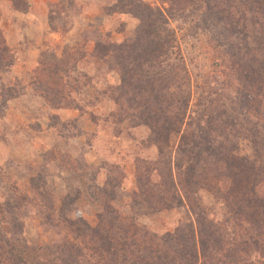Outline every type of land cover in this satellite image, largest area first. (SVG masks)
<instances>
[{
  "label": "rangeland",
  "instance_id": "rangeland-1",
  "mask_svg": "<svg viewBox=\"0 0 264 264\" xmlns=\"http://www.w3.org/2000/svg\"><path fill=\"white\" fill-rule=\"evenodd\" d=\"M8 1H12L15 9L24 11L25 0ZM137 1L163 14L164 24L159 25L164 31L161 41L173 38L172 49L165 50L167 53L159 58L154 67L143 66L141 70L150 76H170L174 87L164 93H174L176 101L181 96L180 90L184 89L187 72L191 92L188 115L193 117L194 122H202L199 114L205 112V106L209 105L207 101L218 98L215 95L218 90L225 104L237 108L241 118L264 123V91H261L263 95H258L255 88L244 84L253 76L254 79L249 80L264 90V74L258 63L246 57L235 63L225 46L226 32L220 24L205 21L203 6L190 4L187 0L175 3L171 0ZM122 9L119 0H70L52 6L51 24L89 26L83 25L71 38L66 36L69 28L62 29L60 42L65 38L69 40L64 46H53L49 42L41 45L47 51L38 63L28 62L29 77L25 75L26 71L22 76L17 75L21 62L13 59L11 47L0 29V139L9 143L6 147L10 152L15 148V151L21 149L22 144L31 139L35 141L38 138L36 141L40 146L33 163L26 166L30 192L26 193L18 180L5 177L0 191V209H5L8 198L14 194L10 190L12 188L40 202L41 198L33 191V181L44 195V204L50 201L49 196L55 198L54 211L44 207L43 215H40V206L25 207L16 210L14 215L10 214L23 223V237L30 246L37 248L53 247L58 239L57 228L72 238L71 229L64 220H76L81 216L88 225L96 227L99 216L106 215L108 208L123 218L133 219L145 232L157 236L174 233L182 224L194 223L196 226L199 215H202L211 223L225 226L228 244L236 250V264H264V255L256 253L254 247H249L248 254L239 251L238 242L248 232L252 233L243 221L247 211L231 212V208L226 206L223 198L228 191L226 181L211 183L212 189H197L191 193L190 207H173L145 215L147 204L139 192L138 179L149 178L148 186L154 189L152 196L160 195L165 190L170 169V165L166 166L163 162L170 159L171 169H174L173 179H178L176 163L181 134L172 133L168 145L162 143V147L157 146L150 127L135 118L136 111H132L128 99L121 96L118 54L125 51V44L133 40V33L141 24L140 19L123 13ZM255 28L258 29V24ZM231 40L235 41L231 38L229 42ZM85 88L87 96L81 99ZM9 96L13 98L5 102ZM82 100L84 103H81ZM176 106L179 107V103ZM213 107H219L218 103H213L210 112ZM59 108L87 110L92 122L100 126L98 142L94 134L86 140L90 153L92 149L89 147L96 145L98 150L99 155L92 153L95 164L87 163L80 154L76 155L78 147L75 144L71 148L67 146L69 138L81 135L76 120L64 122L58 116L50 115L49 125L53 129L40 125L46 112ZM13 140L15 146L11 144ZM231 141L237 144L239 156L250 160L254 158L253 145L245 134L231 137ZM159 149H162L163 155ZM84 161L93 171L83 169L81 162ZM116 184L120 186L115 188ZM217 189L221 190L220 195H217ZM256 191L264 198V181ZM47 214L52 215L51 219L47 220ZM4 216L5 211H2L0 219ZM2 226L7 232L12 230L9 224ZM77 242L87 247L94 246L85 244L86 240ZM86 254L92 256V250ZM219 255L222 259L223 253ZM92 261L114 264L97 257Z\"/></svg>",
  "mask_w": 264,
  "mask_h": 264
},
{
  "label": "trees",
  "instance_id": "trees-1",
  "mask_svg": "<svg viewBox=\"0 0 264 264\" xmlns=\"http://www.w3.org/2000/svg\"><path fill=\"white\" fill-rule=\"evenodd\" d=\"M171 1L175 3L177 0ZM187 2L203 6L205 21L221 25L227 34L225 46L235 63L246 57L258 63L264 74V0ZM119 3L123 13L131 14L141 21L133 33V40L127 42L125 51L118 54L121 96L128 99L129 108L136 111L135 118L150 127L153 142L157 146L162 147V143L168 145L172 133L181 134L179 160L176 163L178 179H173L171 159H168L170 162H163L166 166L170 165V169L165 190L160 195L152 196L154 189L148 186L149 178L138 179L139 192L147 204L145 215L173 207H190L188 201L191 193L197 189H212L211 183L226 181L228 191L226 197L223 196L226 206L231 208V212L247 211L243 221H246L252 233L248 232L238 242L239 251L248 254L252 246L256 253L264 255V198L256 191L264 181V123L241 118L237 108L225 104L218 90L215 93L218 98L207 101L209 105L205 103V112L199 114L202 122H194L193 117L188 115L191 92L187 72L184 89L180 90L181 96L176 101L174 93H166L170 99L164 93L174 87L170 76H150L141 70L143 66L154 67L159 58L167 53L165 50L173 47L172 37L161 41L164 31L163 26L159 25L164 24L163 14L137 0H119ZM26 6L25 0L24 10ZM231 38L235 41L229 42ZM249 79L254 78L249 77L247 81L244 80V84L255 88L258 95H263L261 91L264 90L254 86ZM249 92L252 90L249 89ZM7 98L5 102L13 97ZM150 99L154 102L151 103ZM215 102L219 107H213L210 112ZM176 103H179V107ZM241 134H245L253 145L254 158L251 160L239 156L237 144L231 141V137L236 138ZM159 150L163 155L162 149ZM81 165L85 171L92 170L85 161ZM34 182L33 191L41 198L40 202L12 188L10 190L14 194L8 198L5 209H0V214L5 211L6 216L0 219V264H97L92 261L94 257L110 260L114 264H236V250L228 244L225 226L211 223L202 215H199L196 226L194 223L182 224L174 233L157 236L145 232L133 219L123 218L108 208L106 215L99 216L96 227L88 225L81 216L76 220H64L71 229V239L55 226L58 239L53 247H32L23 237V223L10 214L36 206L41 208L40 215H43L44 207L54 211L55 198L49 196L50 201L44 204V195ZM119 186L116 184L115 188ZM220 193L221 190L217 189V195ZM154 198L157 203L153 201ZM46 217L49 220L52 215L47 214ZM4 224H9L12 230L7 232L2 226ZM82 240L94 246L78 244L77 241ZM90 249L92 256L86 254L91 252ZM220 253H223L222 259Z\"/></svg>",
  "mask_w": 264,
  "mask_h": 264
},
{
  "label": "crops",
  "instance_id": "crops-1",
  "mask_svg": "<svg viewBox=\"0 0 264 264\" xmlns=\"http://www.w3.org/2000/svg\"><path fill=\"white\" fill-rule=\"evenodd\" d=\"M61 1L68 2L70 0H26L27 8L24 11L15 9L12 1H0V29L3 32L7 45L11 47L13 59L16 62H21V64H19L21 68L17 74L18 76H22L25 71V75L27 77L30 76L27 74L29 69L28 62L38 63V61L41 60V55L47 51L41 46L44 45V43L49 42L50 45L53 46H57L58 44L64 46L69 43L67 38L60 42L62 39V29L69 28L70 31H67L66 36L71 38L72 34H74L75 31L78 32L83 25L89 26V24H51V8ZM84 12L85 10H83V13ZM82 14H80L81 19L83 17ZM39 47H41V49H39ZM28 91L29 90H26L25 92ZM85 91L86 88L81 92V99L87 96L88 92ZM81 103H84V100H82ZM50 115L58 116L59 119L64 122L76 120L81 130V135L69 138L67 146L71 148L73 144H75L78 147L76 155L80 154L87 163L95 164L96 160H94L92 153L94 155H99L98 150L96 149V145L93 148L89 147L92 149V153H90L86 148V140L94 134L95 141L97 140L98 142L100 137V126L92 122L87 110L86 112H81L79 109L74 108L50 110V112H46V116H43L40 121V125L43 128L53 129L49 125ZM37 139L38 138H36L35 141L31 139L29 140L30 142H25L22 144L23 147H21L22 145L20 146L21 149L15 151V148L12 152L6 147L9 143L3 140V138L0 139V191L3 189L4 178L11 177L20 182L21 188L26 193L30 192V176L26 170V166L33 163L36 151H38L37 149L40 147L39 143L36 141ZM6 140H8V138H6ZM11 144L15 146V141L13 140Z\"/></svg>",
  "mask_w": 264,
  "mask_h": 264
}]
</instances>
